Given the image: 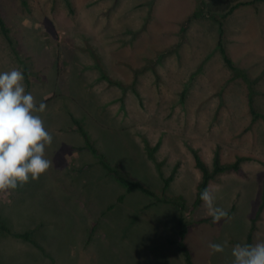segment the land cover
Wrapping results in <instances>:
<instances>
[{
  "label": "rangeland",
  "instance_id": "1",
  "mask_svg": "<svg viewBox=\"0 0 264 264\" xmlns=\"http://www.w3.org/2000/svg\"><path fill=\"white\" fill-rule=\"evenodd\" d=\"M0 11L15 46L0 29V71L28 68L26 91L46 104L38 114L53 136L49 170L0 190L10 229L0 228V264H187L181 216L195 264H232L263 201L264 120L225 64L213 14L224 18L230 57L261 77L255 106L264 114V0H0ZM75 119L113 165L159 195L174 172L167 196H183L186 209L127 192ZM217 150L222 162L244 157L243 171L209 182L213 206L228 215L199 222L212 216L203 201L194 206V153L212 167ZM255 224L251 244L264 242V209Z\"/></svg>",
  "mask_w": 264,
  "mask_h": 264
},
{
  "label": "clouds",
  "instance_id": "2",
  "mask_svg": "<svg viewBox=\"0 0 264 264\" xmlns=\"http://www.w3.org/2000/svg\"><path fill=\"white\" fill-rule=\"evenodd\" d=\"M24 73L16 68L0 71V190H14L30 180H38L52 165L46 158V147L53 142L38 113L46 104L36 103L26 91ZM214 221L228 213L212 204L208 189L200 193ZM213 253L224 251V245L211 243ZM232 264H264V242L236 244L232 247Z\"/></svg>",
  "mask_w": 264,
  "mask_h": 264
},
{
  "label": "trees",
  "instance_id": "3",
  "mask_svg": "<svg viewBox=\"0 0 264 264\" xmlns=\"http://www.w3.org/2000/svg\"><path fill=\"white\" fill-rule=\"evenodd\" d=\"M21 2L25 6L28 4V0H21ZM231 10H233V9H231ZM213 17L219 26V38H218L217 46H218V49L220 50V53L223 56L225 64L230 69L233 78L241 79L247 84L248 89H249V104H250L251 113L253 114L254 119L262 118L264 120V114L261 113L259 110H257L256 106H255V95L257 93L255 86L260 81L261 77L258 76V77L252 78L250 76L249 72L245 68L238 66L234 62V60L228 54V51L226 48V42L224 40V18L222 16L217 15V14H213ZM0 29H1L3 36L6 38V40L10 44H12L13 47L15 48L14 40L12 38L10 28L6 24V21H5L4 17L2 16L1 11H0ZM15 50L18 53V50L17 49H15ZM23 73H24L25 81L27 82V84H30V78H29L30 72L28 71L27 67H25ZM106 77H108V76H106ZM74 124L77 126V128L80 131V133L82 134V136L85 138L86 143H87L86 147L88 149H90L91 152L98 158L99 163L103 166V168L106 169V171L109 174L113 175L117 180H119L121 183H123L125 185L127 192L139 190V191H142L148 195L154 196L157 201L174 202L177 206H179L181 212H183L186 209V203H185V199L183 198V196L176 197L173 199L172 198L170 199L167 196V190H168V188L171 184V181L174 177V172L169 177H163V181H164L163 191H162V194L159 195L158 193H156L155 191H153L149 187H147L139 179L131 176L130 173L122 170L121 168H119L116 165H113L108 160L106 155L99 152L98 148L95 146V143L92 140H90V137L88 136L87 131L85 130L82 122L79 119H75ZM149 155L152 159L156 160L154 148H149ZM194 159L196 162V166L200 169V171L202 173V178H201V181H200L198 188H197V194H196L194 206H198L202 203V201L200 199V193L203 192L205 189H208L209 182L211 180H213L214 178H216L220 174H223V173L228 172V171H235V172H239V173L242 172L243 171L242 162H243V160H245L244 157H238L237 160H235L234 162H222L221 157H220V152L218 150L215 153L214 162H213L212 167H209L207 165V163L203 160L202 156L198 152L194 153ZM263 209H264V195H263V201L259 207V211H258L259 213L253 219L254 223H253L251 231L249 232L246 244L252 243L253 234H254V231L256 228L255 223L261 217V212ZM209 220H213V217L202 218L199 220V222H204V221H209ZM190 225H191V222H188L184 218V216L180 217V232H179V236L177 239V243L179 244V246L181 247V249L185 255L187 264H195L193 261V258H192V252L185 242V237L189 231ZM0 228L4 231L10 232V229L7 227V225L4 222H0ZM18 236H22L24 238L30 239V236L28 233L24 234V235H18Z\"/></svg>",
  "mask_w": 264,
  "mask_h": 264
}]
</instances>
